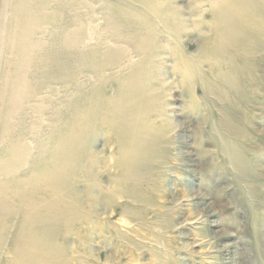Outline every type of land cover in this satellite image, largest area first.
Listing matches in <instances>:
<instances>
[{"label": "bare ground", "instance_id": "obj_1", "mask_svg": "<svg viewBox=\"0 0 264 264\" xmlns=\"http://www.w3.org/2000/svg\"><path fill=\"white\" fill-rule=\"evenodd\" d=\"M105 1L0 0V264L56 263L58 232L75 223L84 227L81 211L93 213L101 201L96 140L105 133L114 148L113 163L107 161L115 169L113 196L139 201L150 191V167L164 166L170 134L180 127L179 107L162 104L171 90L178 92L167 76L170 62L184 89L191 91L198 77L208 95L215 79L219 96L229 101L242 94L243 76L264 45V0L196 1L192 26L206 22V7L212 23L206 22L208 34L201 31L202 46L192 55L183 51L181 32L190 25L178 0H131L148 20L142 32L117 37L129 27L116 23V37L101 38L87 20ZM52 27L59 33L45 37ZM207 62L208 75L201 69ZM187 97L195 107L190 92ZM224 121L228 161L243 160L233 156L239 139H228L239 130ZM83 182L88 186L81 196Z\"/></svg>", "mask_w": 264, "mask_h": 264}, {"label": "rangeland", "instance_id": "obj_2", "mask_svg": "<svg viewBox=\"0 0 264 264\" xmlns=\"http://www.w3.org/2000/svg\"><path fill=\"white\" fill-rule=\"evenodd\" d=\"M196 1L177 2L190 25L181 32L183 51L191 55L197 54L202 46L201 31L208 34L206 22L212 23L206 7L202 8L206 22L200 21L204 26H192L198 22L190 11ZM129 3L132 1L106 0L97 5L98 19L87 21L101 38L133 37L134 33L142 32L139 26L148 24V20L134 9V4L138 7L139 3L133 2L132 8ZM113 5L120 9L118 14L110 7ZM116 23L128 26L129 32L113 36L111 24ZM65 26L61 23L60 29ZM57 33L56 27H52L45 37H55ZM171 63L167 76L178 92L171 90L162 104L168 103L174 109L179 107L176 119L180 127L170 134L173 145L169 147L164 166L149 168L154 176L146 184L150 191L139 201L124 193L113 196L110 175L115 174V169L110 164L114 148L108 141L109 134L99 136L96 194L101 201L98 200L93 213L86 208L81 211L86 214L84 227L75 223L70 230L66 229L67 233L65 226L58 232L53 245L58 252L55 264H264V45L252 61L253 68L243 76L242 94L233 95L227 102L220 97L221 85L215 79L208 95L198 77L196 82L192 81L191 91L184 89ZM203 65L202 71L210 74L211 63ZM54 87L62 91L59 86ZM189 92L196 102L193 108L188 107ZM227 116L239 130L237 135L228 138L239 139L240 149L233 151V156L243 159L238 162L228 161L226 148L222 146L225 143L222 123L229 120ZM178 136L180 141L176 140ZM86 186V182L77 186L81 196ZM125 190L122 188L120 192ZM127 191L132 192L131 197L135 194L132 189Z\"/></svg>", "mask_w": 264, "mask_h": 264}]
</instances>
